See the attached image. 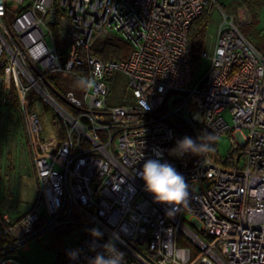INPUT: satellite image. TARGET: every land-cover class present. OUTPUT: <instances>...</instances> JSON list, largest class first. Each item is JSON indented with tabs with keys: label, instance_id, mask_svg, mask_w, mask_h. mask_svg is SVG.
I'll list each match as a JSON object with an SVG mask.
<instances>
[{
	"label": "built area",
	"instance_id": "1",
	"mask_svg": "<svg viewBox=\"0 0 264 264\" xmlns=\"http://www.w3.org/2000/svg\"><path fill=\"white\" fill-rule=\"evenodd\" d=\"M216 3L0 0V104L15 92L37 181L22 216L0 214V264H25L23 246L44 235L45 246L60 238L63 264H88L109 241L125 264H181L173 247L187 250L183 264H264V53L223 13L211 49L199 54L208 65L193 76L189 29ZM111 34L130 43L126 59L94 53ZM117 72L131 101L110 106ZM66 74L96 86L85 92ZM186 128L217 139L227 133V155L217 139L204 156L173 154ZM156 150L188 184L172 216L139 177ZM93 228L101 239L90 236ZM72 250L78 259L68 258Z\"/></svg>",
	"mask_w": 264,
	"mask_h": 264
},
{
	"label": "rangeland",
	"instance_id": "2",
	"mask_svg": "<svg viewBox=\"0 0 264 264\" xmlns=\"http://www.w3.org/2000/svg\"><path fill=\"white\" fill-rule=\"evenodd\" d=\"M243 9L247 10V20L243 18ZM223 13L233 16L243 35L259 52L264 53V0H217L216 5L211 9L205 38V47L208 50L214 43L216 29ZM111 35L124 39L120 34ZM207 65L208 62L204 59L198 66L193 67V76H198ZM62 78L65 82L75 85L78 79L68 74L62 75ZM126 80V76L122 73H115L110 82L108 105L113 106L131 101L126 88ZM31 100L37 111L44 113V116L51 122L52 113L43 111L46 109H42V101L36 97ZM224 117L229 120V113L224 112ZM185 131L193 140L197 138L194 131L188 128ZM26 139V127L21 110L9 104H0V213L12 218L27 209L28 202L22 201L29 200V195L25 197V194L29 191L30 194L33 190L34 200L37 193V186L34 189L29 188L25 183L32 170L31 149ZM216 146L220 156L227 155L231 146L227 133L218 137ZM22 193L24 197L21 196ZM44 236L33 238L23 246L21 255L25 264H59L56 242L45 246L42 242Z\"/></svg>",
	"mask_w": 264,
	"mask_h": 264
},
{
	"label": "clouds",
	"instance_id": "3",
	"mask_svg": "<svg viewBox=\"0 0 264 264\" xmlns=\"http://www.w3.org/2000/svg\"><path fill=\"white\" fill-rule=\"evenodd\" d=\"M75 83L79 89L85 92L96 86V80L85 75H81ZM216 139L217 137L209 132L201 133L195 140L186 136L177 141L176 147L171 151L180 156L190 153L201 157L215 151L213 144ZM155 155L157 159H147L144 162L139 177L144 182L145 190L153 196L155 202L172 207V211L167 213L172 216L187 200L189 196L188 184L171 164L166 161L161 162L162 153L159 150L155 151ZM89 234L94 241L102 238V233L95 228L91 229ZM114 239H119V237L115 236ZM101 248L100 252L88 260V264H125L124 253L115 246V243L109 241L104 243ZM90 250L95 251L96 245L90 246ZM171 254L181 264L186 261L188 255L186 249L174 247L171 249ZM67 255L70 260H76L80 255V250L69 251Z\"/></svg>",
	"mask_w": 264,
	"mask_h": 264
},
{
	"label": "trees",
	"instance_id": "4",
	"mask_svg": "<svg viewBox=\"0 0 264 264\" xmlns=\"http://www.w3.org/2000/svg\"><path fill=\"white\" fill-rule=\"evenodd\" d=\"M210 13L211 9H206L196 19L193 20L189 29V39L191 45V57L193 67H196L200 64L199 54L205 46V38L207 35ZM130 49V43L116 35H109L103 39H100L95 42L93 46L94 53L102 60L126 59L130 52ZM49 79L53 82V84L57 85L54 76H50ZM8 104L19 108L14 91H12L11 93L10 102ZM45 108L49 109L48 107ZM53 117L54 119H56L55 115H53ZM55 122L59 125L58 121L55 120ZM56 247L59 251V264H63L66 256L62 250V242L59 237L56 238Z\"/></svg>",
	"mask_w": 264,
	"mask_h": 264
},
{
	"label": "crops",
	"instance_id": "5",
	"mask_svg": "<svg viewBox=\"0 0 264 264\" xmlns=\"http://www.w3.org/2000/svg\"><path fill=\"white\" fill-rule=\"evenodd\" d=\"M26 143H27V139H26ZM30 159H31V163H32L31 154H30ZM25 183L28 184L29 188L32 187L34 189L37 186V181H36V177H35V173H34V169H33V164H32V170H31L30 176L25 180ZM29 192H27V194H25V197H27L29 195V200H22V201H27L28 202L27 209L25 211H23L22 213H18L15 218L22 216L28 210V208L30 207V205H31L30 203H32L31 201H33V198H34V193H33V190L31 191L32 193L29 194ZM21 196H23V193H22Z\"/></svg>",
	"mask_w": 264,
	"mask_h": 264
}]
</instances>
